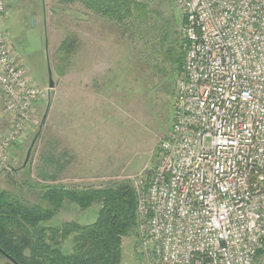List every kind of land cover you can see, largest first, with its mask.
I'll return each mask as SVG.
<instances>
[{
	"label": "built area",
	"instance_id": "obj_1",
	"mask_svg": "<svg viewBox=\"0 0 264 264\" xmlns=\"http://www.w3.org/2000/svg\"><path fill=\"white\" fill-rule=\"evenodd\" d=\"M185 63L174 118L149 180L136 186L152 264H256L264 249V0H174ZM0 0V168L41 91L19 61ZM4 117V118H3Z\"/></svg>",
	"mask_w": 264,
	"mask_h": 264
},
{
	"label": "rangeland",
	"instance_id": "obj_2",
	"mask_svg": "<svg viewBox=\"0 0 264 264\" xmlns=\"http://www.w3.org/2000/svg\"><path fill=\"white\" fill-rule=\"evenodd\" d=\"M137 1L146 4L155 18L170 21L181 39L184 16L174 0ZM90 12L80 0H9L3 17L6 35L41 94L10 166L0 168V189L31 204L42 202V183L83 188L129 179L136 188L140 180L151 177L160 159L159 147L171 130L179 77L175 65L153 54L137 36L129 39L123 27L91 19ZM91 25L103 28L104 34L108 29V33L90 36ZM69 36L75 44L71 57L66 58L59 48ZM92 38L96 44H108L110 51H91ZM143 55L152 60L148 66ZM48 60L53 88L49 87ZM159 68L171 75L167 86L173 93L165 91L164 84L165 88L158 86ZM0 125L3 133L9 128L5 119ZM38 131L41 133L24 165ZM51 154L57 163L66 165L55 183L43 182L37 169L46 166ZM98 211L96 205L84 210L66 202L55 218L42 226L51 238L52 227L74 220L93 222ZM61 245L67 248V243ZM151 261L138 231L123 238L120 264ZM0 264L10 263L0 255ZM256 264H264V255Z\"/></svg>",
	"mask_w": 264,
	"mask_h": 264
},
{
	"label": "trees",
	"instance_id": "obj_3",
	"mask_svg": "<svg viewBox=\"0 0 264 264\" xmlns=\"http://www.w3.org/2000/svg\"><path fill=\"white\" fill-rule=\"evenodd\" d=\"M80 2L103 19L123 27L129 39L137 36L147 48L150 46L153 49V54L158 53L164 60L171 61L179 77L182 76L185 63L183 37L179 38L170 21L155 18L147 5L137 0ZM74 44V39L69 36L59 51L66 58L71 57ZM150 60L143 55L142 61L146 65ZM158 71L161 72L158 86L166 87L165 91L173 93L168 87L171 75L163 68ZM163 84L165 87H162ZM45 163L46 166L37 167L43 174V182H57L59 172L66 165L57 163L53 155H48ZM49 170L52 172L49 173ZM41 186L40 201L45 204H31L0 189V255L8 263L14 264L2 251L17 264L121 263L123 238L137 235L138 231V196L131 180L124 179L104 187L67 188L49 183H42ZM66 202L84 210L96 205L99 207L98 215L90 223L74 220L65 222L60 228L52 227L49 238L48 229L42 223L53 220ZM62 242L67 243V248H62ZM262 255L264 249L258 252V257Z\"/></svg>",
	"mask_w": 264,
	"mask_h": 264
},
{
	"label": "crops",
	"instance_id": "obj_4",
	"mask_svg": "<svg viewBox=\"0 0 264 264\" xmlns=\"http://www.w3.org/2000/svg\"><path fill=\"white\" fill-rule=\"evenodd\" d=\"M90 17H91V19L92 18L93 19L96 18L98 21H101V22H103L105 20L102 17H100L99 15L95 14L94 12L93 13L90 12ZM93 26L94 25H91V28H90V36L92 35V36H96V38H98L102 34L105 35L106 33H108V29H105L106 32L104 34V32L102 31L103 28L100 27V29H99V27L94 28ZM95 33H96V35H95ZM90 49H91V51H97V52L110 51V48L108 47V44H104V43H101V42L99 44H96V41L94 42L93 38L90 41Z\"/></svg>",
	"mask_w": 264,
	"mask_h": 264
},
{
	"label": "water",
	"instance_id": "obj_5",
	"mask_svg": "<svg viewBox=\"0 0 264 264\" xmlns=\"http://www.w3.org/2000/svg\"><path fill=\"white\" fill-rule=\"evenodd\" d=\"M47 59H48V56H47ZM48 73H49V87L50 88H53L55 83H54V79H53V72H52V69H51V65L49 63V60H48ZM41 131H38V133L35 135V137L33 138L32 142H31V145L28 149V152H27V156H26V159H25V163L24 165H26L31 157V154H32V151H33V148L38 140V137L40 135ZM2 253L8 258L10 259L14 264H17V262L11 258L8 254H6L5 252L2 251Z\"/></svg>",
	"mask_w": 264,
	"mask_h": 264
}]
</instances>
